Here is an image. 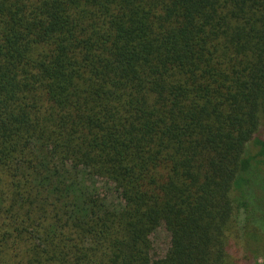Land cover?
<instances>
[{
	"label": "trees",
	"instance_id": "trees-1",
	"mask_svg": "<svg viewBox=\"0 0 264 264\" xmlns=\"http://www.w3.org/2000/svg\"><path fill=\"white\" fill-rule=\"evenodd\" d=\"M263 255L264 0H0V264Z\"/></svg>",
	"mask_w": 264,
	"mask_h": 264
},
{
	"label": "rangeland",
	"instance_id": "rangeland-1",
	"mask_svg": "<svg viewBox=\"0 0 264 264\" xmlns=\"http://www.w3.org/2000/svg\"><path fill=\"white\" fill-rule=\"evenodd\" d=\"M151 240L157 254L159 255L163 254L169 242L168 233L164 230V228L161 227L157 229L156 232L151 236ZM257 263L264 264V255L259 258Z\"/></svg>",
	"mask_w": 264,
	"mask_h": 264
}]
</instances>
